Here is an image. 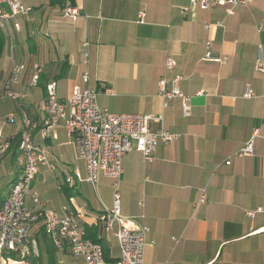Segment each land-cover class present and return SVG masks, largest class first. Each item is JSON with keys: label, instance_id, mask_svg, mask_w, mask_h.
I'll use <instances>...</instances> for the list:
<instances>
[{"label": "crops", "instance_id": "crops-1", "mask_svg": "<svg viewBox=\"0 0 264 264\" xmlns=\"http://www.w3.org/2000/svg\"><path fill=\"white\" fill-rule=\"evenodd\" d=\"M21 1L31 11L18 17L20 28L12 19L1 28L0 129L12 145L0 154V205L21 171L18 142L28 116L37 125L36 143L50 151L57 181L55 191L39 188L38 178L50 170L42 166L33 193L58 214L75 211L88 238L106 247L107 264L118 261L117 238L97 225L99 214L115 205L112 182L86 181L64 121L41 132L46 85L55 82L65 100L84 86L89 71L100 109L161 116L153 130L179 136L160 143L150 162L135 148L123 162L120 211L149 229L144 264H264V73L255 69L259 58L264 65V0L234 15L225 7L192 9L190 0ZM67 3L79 10L76 19L65 16ZM209 40L220 62L206 59ZM168 57L174 69L166 68ZM16 65L25 69L14 80ZM35 66L40 78L33 86ZM177 78L184 98L165 106L159 81L171 88ZM256 129L254 154L239 156ZM202 191L206 202L195 209ZM27 205L35 208L31 198ZM29 237V256L6 252L1 264H85L68 247L56 249L41 223L31 226Z\"/></svg>", "mask_w": 264, "mask_h": 264}, {"label": "built area", "instance_id": "built-area-1", "mask_svg": "<svg viewBox=\"0 0 264 264\" xmlns=\"http://www.w3.org/2000/svg\"><path fill=\"white\" fill-rule=\"evenodd\" d=\"M252 0H190V8L203 10L225 7L228 15H234L237 8H248ZM5 7L9 12H5ZM189 8H185L187 11ZM31 11L21 0H0V28H4L9 20L14 21L16 29L20 28L18 17ZM66 17L76 19L79 10L67 3L64 7ZM143 14L140 18H143ZM211 28V25H206ZM206 59L220 62L222 58L211 49L212 41L206 43ZM85 62L89 64V54H85ZM176 67L172 57L166 60L168 70ZM25 69L24 65H16L13 79ZM33 76V86L38 84L40 75L38 67ZM256 71L264 73V65L260 58L255 66ZM84 86L76 85L68 98L61 100L57 95L55 82L46 85L44 103L45 119L42 134L48 129L64 121L69 138L75 143L79 157L86 165V181L96 186L101 177L109 179L115 190V205L98 216L97 225L101 232L114 235L119 244L120 257L116 264H144V251L147 246L148 227L121 215L119 203L120 182L124 172L123 162L134 148L139 151L145 162L153 159V154L160 143L169 144L179 138L165 129L155 131L154 123L162 122L161 116L152 114H116L100 109L96 103L97 91L91 86L89 71L83 74ZM179 78L172 81L168 88L166 79L159 81V96L164 105L174 98H184L178 87ZM10 96L17 98L14 92ZM254 92L248 88L245 97L251 98ZM262 96L264 97V91ZM185 116H190V106L184 104ZM13 121V116L9 117ZM36 123L28 116L23 120V129L19 136L18 148L22 160L21 171L11 186L6 198L0 205V264L6 252L29 256L32 253V241L29 237L31 226L41 223L44 230L58 250L68 247L74 257L81 258L85 264H107L104 247L99 242L88 238L79 222V215L72 210L64 209L58 214L46 208L36 193L32 191V183L42 166L55 170L50 163V151L44 145L36 143L33 133ZM256 129L252 139L241 149L239 156H250L255 152L254 138L259 135ZM11 140L7 139L0 129V154L11 148ZM31 198L35 208H29L27 199ZM206 202L205 191L195 203L198 209ZM251 217L254 213H249Z\"/></svg>", "mask_w": 264, "mask_h": 264}, {"label": "rangeland", "instance_id": "rangeland-1", "mask_svg": "<svg viewBox=\"0 0 264 264\" xmlns=\"http://www.w3.org/2000/svg\"><path fill=\"white\" fill-rule=\"evenodd\" d=\"M76 164L81 166L83 169L85 167V164L82 160H77ZM60 166V165H58ZM40 181L38 183L39 188H41L44 191H55L56 190V185H57V181H56V177L54 174V171H48L45 174H42L39 178ZM60 181H62V178L60 179Z\"/></svg>", "mask_w": 264, "mask_h": 264}, {"label": "trees", "instance_id": "trees-1", "mask_svg": "<svg viewBox=\"0 0 264 264\" xmlns=\"http://www.w3.org/2000/svg\"><path fill=\"white\" fill-rule=\"evenodd\" d=\"M60 0H51V3H56V2H59ZM0 40H1V28H0ZM43 234H44V237L45 238H47V239H49L48 238V236H47V234H46V232H45V230H44V227H43ZM50 240V239H49ZM93 240V239H92ZM94 242H99V243H101L102 245H103V247H104V250L106 251V247L104 246V244L102 243V241L101 240H99V239H94L93 240ZM106 260H107V257H106Z\"/></svg>", "mask_w": 264, "mask_h": 264}]
</instances>
